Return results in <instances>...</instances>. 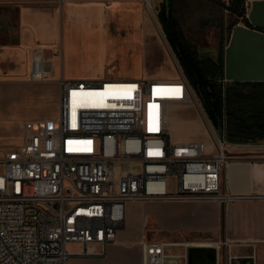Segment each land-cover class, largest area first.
I'll return each mask as SVG.
<instances>
[{
  "label": "built area",
  "instance_id": "built-area-1",
  "mask_svg": "<svg viewBox=\"0 0 264 264\" xmlns=\"http://www.w3.org/2000/svg\"><path fill=\"white\" fill-rule=\"evenodd\" d=\"M46 77L42 59L32 57L27 80ZM58 83L57 117L29 122L22 143L0 155V264H64L68 243L80 256L100 257L127 203L236 199L223 189L230 157L221 119L210 152L201 141L169 140L166 103H199L186 81ZM167 245L144 244L142 264H165L174 256Z\"/></svg>",
  "mask_w": 264,
  "mask_h": 264
},
{
  "label": "crops",
  "instance_id": "crops-1",
  "mask_svg": "<svg viewBox=\"0 0 264 264\" xmlns=\"http://www.w3.org/2000/svg\"><path fill=\"white\" fill-rule=\"evenodd\" d=\"M206 1L215 7L218 3ZM227 2L219 7L226 10ZM149 4V0H0V75L28 74L34 56L42 59L47 73L40 81L15 79L10 83L13 92L3 91L6 97L12 99L21 84L33 83L36 96L57 106L58 114L59 79L82 83L110 79L106 72L117 61L136 68L128 79L187 82L175 56L180 75L140 71L146 66L148 52ZM241 4L243 17L228 15L235 22L222 46L221 81L241 94L248 93L250 85L263 93L264 0H242ZM194 103L212 135L214 126L200 104ZM256 104L264 106V101ZM40 120L51 119L27 121ZM221 120L225 131L226 119L222 116ZM250 134L258 138L245 143L227 141L230 158L222 172L223 189L235 200L225 205L205 201L127 203L123 223L102 256H80L81 247L68 243L64 264H142L143 245L153 242L168 244V251L175 254L186 242L225 243L227 248L216 251V264H264V138ZM211 139L208 144L193 141L206 143L212 150L213 135ZM96 251V247L86 250Z\"/></svg>",
  "mask_w": 264,
  "mask_h": 264
},
{
  "label": "rangeland",
  "instance_id": "rangeland-1",
  "mask_svg": "<svg viewBox=\"0 0 264 264\" xmlns=\"http://www.w3.org/2000/svg\"><path fill=\"white\" fill-rule=\"evenodd\" d=\"M160 1L149 0L148 52L145 59L146 66L143 65L140 71L150 74H169L174 71L180 75L179 67L163 33V28L156 20L155 12ZM217 2L216 7L211 6L206 0H175L174 2L172 16L176 20L177 27L181 30L182 37L195 47L200 56L215 58L220 42H224L227 34V25L230 22L228 15L230 14L227 10L219 7V4L226 3V0H217ZM241 7L244 10L243 4ZM113 64L115 67L106 72V78L128 79L130 74L136 72V68L131 63L117 61ZM15 79L25 81L27 73L21 76L0 75V155L7 149H14L21 142L25 125L30 122L27 120L43 117L52 119L57 115V106L48 103L46 98H38L33 83L21 84L15 90L12 99L6 97L3 91L11 90L13 92L10 83ZM192 102L166 103V129L169 140L171 142H188L201 139L207 144L212 143V135L199 115L196 104L193 100ZM206 143L205 150L210 152L211 149L208 150Z\"/></svg>",
  "mask_w": 264,
  "mask_h": 264
},
{
  "label": "trees",
  "instance_id": "trees-1",
  "mask_svg": "<svg viewBox=\"0 0 264 264\" xmlns=\"http://www.w3.org/2000/svg\"><path fill=\"white\" fill-rule=\"evenodd\" d=\"M175 0H161L156 8V20L163 28V33L174 53L181 71L191 88L200 94L199 104L206 119L212 126L222 116L225 117V137L228 142H249L264 138V106H256L264 101V92L250 85L249 92L241 94L222 83V46L220 42L215 58L200 56L195 47L181 35L176 20L172 16ZM242 0H228L224 9L228 14L243 17ZM246 23V20L242 18ZM230 21L227 30L234 24ZM247 24V23H246ZM244 85V84H242ZM260 90H264L260 89ZM248 108H244L247 106Z\"/></svg>",
  "mask_w": 264,
  "mask_h": 264
},
{
  "label": "water",
  "instance_id": "water-1",
  "mask_svg": "<svg viewBox=\"0 0 264 264\" xmlns=\"http://www.w3.org/2000/svg\"><path fill=\"white\" fill-rule=\"evenodd\" d=\"M198 98L200 94L198 90L194 91ZM216 127L213 129L214 135L218 138L220 132V122L216 121ZM170 246L164 248V252L168 255H174L170 260H166L165 264H216V251L212 246L205 245H190L184 250L181 247V252L178 254L169 252ZM185 254L184 257H177L176 255Z\"/></svg>",
  "mask_w": 264,
  "mask_h": 264
}]
</instances>
